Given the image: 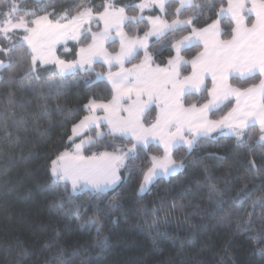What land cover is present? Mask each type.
<instances>
[{
  "label": "trees",
  "instance_id": "trees-1",
  "mask_svg": "<svg viewBox=\"0 0 264 264\" xmlns=\"http://www.w3.org/2000/svg\"><path fill=\"white\" fill-rule=\"evenodd\" d=\"M140 1L110 0L117 7H125L129 16L141 14L134 7ZM18 2L22 12L40 9L38 15L51 13L50 19L55 21L65 13L70 19L81 7L102 12L105 0ZM198 2L205 7L194 26L201 28L217 19L226 0ZM11 3L12 0H0V24ZM178 5L179 0H173L167 6V15L157 7L142 15L171 21L176 18ZM190 11L186 8L179 18L184 19ZM220 26L224 32L221 38L230 39L234 26L230 17L224 16ZM147 30L146 20L125 26L130 36H142ZM190 32L191 27L169 32L163 47L161 40L151 39L148 52L153 63L167 64L175 54L171 48L173 37L180 39ZM23 35L22 30H16L11 41L0 39L2 47L17 45L11 67L0 69V264H264V211L254 205V201L264 198V142L259 140L256 125L245 130L243 145L231 134L214 132L199 137L191 148L176 147L173 156L182 163V169L158 177L142 193L140 184L151 157L162 154L155 142L138 145L137 158L126 161L119 182L105 192L82 188L73 193L64 181L50 187L54 180L52 161L61 152L72 150L75 140L94 133L91 128L69 140L72 126L87 113L84 105L92 99L112 98L108 81L96 77V73L109 69L97 62L91 72L77 71L75 76H68L67 87L59 96L49 95L47 89L40 93L21 88L19 80L31 61L27 45L19 47ZM87 43L82 40L60 44L57 53L63 59L74 60L78 47ZM201 49V45L193 46L181 55L190 61ZM141 57L139 52L128 64ZM0 59L7 63L9 57L0 52ZM38 70L43 84L51 78L55 66L38 64ZM189 73L187 64L181 76ZM260 78L259 74L243 80L233 76L229 82L244 89ZM10 80L16 83L10 84ZM86 80L89 83L85 84ZM206 84L200 93L185 96L184 104L205 102L210 79ZM10 91L15 104L9 103ZM230 108L227 101L211 111L210 117L219 118ZM69 115L72 118L66 119ZM154 117L152 106L144 121L149 125ZM126 145H132L130 138L110 135L105 129L103 137L87 144L84 152L91 155ZM117 202L118 206L113 207ZM61 204L63 211L58 207ZM69 209L78 212L79 219L74 214L65 215Z\"/></svg>",
  "mask_w": 264,
  "mask_h": 264
},
{
  "label": "snow or ice",
  "instance_id": "snow-or-ice-1",
  "mask_svg": "<svg viewBox=\"0 0 264 264\" xmlns=\"http://www.w3.org/2000/svg\"><path fill=\"white\" fill-rule=\"evenodd\" d=\"M173 0H150L136 4L140 15L129 16L125 7H116L114 2L105 0L103 11L94 13L92 8L81 7L69 19L65 13L57 20L50 19L51 13L38 15L37 10H21L18 0H12L10 10L5 14L6 19L0 24V39L11 41L16 30H22L19 47L27 45L31 61L28 70L19 80V86L32 92L59 96L67 87L68 76H75L77 71L91 72L94 65L103 60L108 66L107 73H96L98 80L107 78L112 88V98L107 102L90 100L84 108L88 110L78 124L73 126V135H78V130L91 129L107 125L108 134L128 137L132 147L126 152L117 150L113 153L103 152L99 156H84L83 148L86 143H92L93 138L81 140L75 144L74 151L61 152L52 161V175L54 187L61 181H71L72 191L91 187L96 192H105L113 188L120 180L118 171L125 167L126 160L137 158V146L147 144L150 138H159L164 147L163 157H152V167L144 174L140 185V192L146 190L154 178L160 175H170L182 165H178L171 157V151L181 142L189 148L200 136H209L218 128L226 127L231 135L236 137L239 144L243 145L245 129L250 125H260V141L264 142V79L259 85L249 88H234L228 84L229 78L238 76L240 79L253 78L257 72L264 77V0H227V7L221 6L217 12V20L204 28L194 26L196 17L202 14L205 5L198 0H179L176 7V18L169 22L162 16H149L145 18L142 13L146 8L158 7L167 15V6ZM249 2L251 6L249 7ZM128 7H133L129 5ZM190 9L184 19L179 17L185 9ZM22 13V14H21ZM224 16H229L232 24L230 39H221L224 32L221 30L220 21ZM249 26L248 20L253 17ZM28 17H33L28 19ZM147 21L148 30L143 37L129 36L125 26L128 23L139 24ZM97 21L103 23V29L93 31L91 24ZM88 25L85 28V25ZM191 27V33L180 39H174L171 48L176 55L171 57L167 66L152 67L153 57L148 53L149 38L155 37L167 43L169 32H180ZM116 36L113 37L112 33ZM86 47H81L77 53L78 59L72 62L61 60L53 54L55 45L61 40H88ZM119 38L120 50L115 55L108 53L105 44L115 42ZM203 45V51L198 53L191 61L185 60L182 51L193 46ZM16 44L11 47L0 46V52L9 57L7 63L0 60V69L11 67L12 54L15 53ZM144 50V59L131 68L125 65L135 59L139 51ZM23 62V57L21 58ZM38 64L55 65L51 78L40 84L42 77L39 75ZM191 64V75L181 79L184 66ZM117 68L116 71H112ZM210 76L212 88L207 89L210 99L202 107L192 104L184 106L183 99L194 91L201 92L207 88L206 79ZM16 83L10 80V84ZM85 84L89 81H84ZM14 93L9 92V103L15 104L12 99ZM235 96L236 107L232 109L221 121H211L207 114L227 100ZM155 105L157 111L154 123L145 126L143 117ZM97 110H102L104 115H97ZM71 115L66 119H71ZM187 129L191 139H186L184 131ZM174 130V131H173ZM105 133L97 131L96 137L101 138ZM72 140V137H69ZM83 182V183H81ZM244 197L242 196V199ZM264 211V198L254 201ZM114 204L113 207H117ZM63 211V204L58 206ZM76 215L71 209L65 215ZM251 213L249 214L251 223ZM94 223V222H93ZM103 240L99 242L102 246ZM264 253V249H261Z\"/></svg>",
  "mask_w": 264,
  "mask_h": 264
},
{
  "label": "rangeland",
  "instance_id": "rangeland-1",
  "mask_svg": "<svg viewBox=\"0 0 264 264\" xmlns=\"http://www.w3.org/2000/svg\"><path fill=\"white\" fill-rule=\"evenodd\" d=\"M145 2H150V0H145ZM139 3H141V1L139 2ZM138 3V4H139ZM224 7H227V0H226V3L223 5ZM249 7L251 6V4H250V2H249V5H248ZM117 7V6H116ZM119 7H121V6H119ZM118 7V8H119ZM158 8V7H157ZM221 8V7H220ZM220 8H219V10H220ZM148 9H151V8H146V9H144V11L145 10H148ZM159 9V8H158ZM215 20H217V19H215ZM214 21V20H213ZM88 27V25L86 24L85 25V28H87ZM91 27H92V30L93 31H100V30H102L103 29V23L101 22L100 24H99V28H97V21H95L94 22V24H91ZM202 28V27H201ZM125 30V29H124ZM191 33V32H190ZM189 33V34H190ZM189 34H187V35H189ZM144 35V34H143ZM143 35L142 36H140V37H143ZM112 36L113 37H115L116 36V33L115 32H113L112 33ZM130 36V35H129ZM186 36V35H185ZM153 38H155V37H150L149 38V42H150V40L151 39H153ZM182 38V37H181ZM90 40H91V37L89 36L88 37V43L90 42ZM70 41H75V40H72V39H68V40H61L60 42H58L56 45H55V48H54V50H53V54L55 55V57H57V58H59V59H61V60H64V61H66V62H72V61H75V60H77L78 59V56H77V53L79 52V49L81 48V47H86L87 46V44H85V45H80L79 47H78V49H77V52H76V58L74 59V60H66V59H63V58H61L59 55H58V53H57V46L58 45H60V44H64V43H67V42H70ZM201 47H202V49H201V51L200 52H202L204 49H203V45L201 44ZM105 48H106V50H107V52L108 53H111V54H113V55H115L116 53H118L119 52V50H120V43H119V38L117 37L116 39H115V42L113 43L112 41H109L108 43H106L105 44ZM65 51L66 52H68V49H65ZM139 52H142V57H141V59L138 61V62H135V63H132V64H126L125 66L127 67V68H131L132 67V65L133 64H139L143 59H144V50L143 49H141ZM199 52V53H200ZM149 53V52H148ZM150 54V53H149ZM151 55V54H150ZM176 55V52H175V54L173 55V56H175ZM152 56V55H151ZM196 56V55H195ZM0 60H2V59H0ZM2 61H4V60H2ZM189 61V60H188ZM191 61V60H190ZM5 62V61H4ZM99 63H101V64H103V60L101 59V60H99L98 61ZM6 63V62H5ZM103 65H105V66H107L106 64H103ZM157 65H159V64H154V63H152V67L153 68H155ZM55 66V65H54ZM160 67H165V66H167V64H165V65H159ZM108 67V66H107ZM117 70V69H116ZM116 70H112V71H116ZM108 71V70H107ZM107 71H105V72H102V73H107ZM191 72H192V68H191V64H190V73L188 74V75H191ZM258 74H259V72H257ZM188 75H186V76H188ZM260 75V74H259ZM185 76H181V79H183ZM238 77V76H237ZM105 80H107V78L105 77L104 78ZM207 79H210V82H211V85H210V88H212V80H211V77L210 76H208L207 77ZM206 79V80H207ZM230 79V78H229ZM261 79H264V77H261L260 78V80L256 83V84H254V85H259L260 84V81H261ZM228 84H230V82H229V80H228ZM232 87H234V88H238V87H236V86H234V85H232V84H230ZM251 86H253V85H251ZM251 86H249V87H251ZM249 87H247V88H249ZM209 88V89H210ZM244 89H246V88H244ZM193 93H200V92H193ZM210 99V97L205 101V102H203V103H201V104H199V105H197L196 104V106L197 107H202L204 104H206L207 102H208V100ZM93 100V99H92ZM111 100V99H110ZM97 102H107V101H109V100H107V101H104V100H96ZM227 101H230V103H231V108L228 110V112L225 114V115H223V116H221V117H219V118H211L210 117V112L207 114V117H208V119L209 120H211V121H221L225 116H227L228 115V113L229 112H231L232 111V109L233 108H235L236 107V104H237V100H236V97L235 96H231V97H229L227 100H225L221 105H223L225 102H227ZM184 103V102H183ZM192 105V104H191ZM220 105V106H221ZM184 106L185 107H188V106H190V105H185L184 104ZM219 106V107H220ZM153 107H154V109H155V119H156V114H157V109H156V107H155V105H153ZM215 110V109H214ZM89 113H88V110H87V113L85 114V115H88ZM84 115V116H85ZM97 115H99V116H103L104 115V113H103V111L102 110H97ZM83 116V117H84ZM83 117L81 118V119H83ZM145 117V116H144ZM144 117H143V120H144ZM80 119V120H81ZM155 119H154V121L152 122V123H154L155 122ZM80 120H78L75 124H78L79 123V121ZM74 124V125H75ZM73 125V126H74ZM254 125H256L257 127H258V129L260 130V125L258 124V123H256V124H254ZM73 126H72V129H71V134H70V137H72V140H74L75 138H77V137H80V136H82L86 131H88L89 129H87V128H85V129H83V130H78L79 131V134L78 135H73ZM103 126H104V128L108 131V128H107V125L106 124H103V122H102V127H100L99 129L98 128H96V126L95 125H93L92 126V128H94L95 130H94V133L93 134H88V135H83L80 139H78V140H75V142H74V145H73V149L72 150H66V151H68V152H73L74 151V146H75V144H78V143H80L81 142V140H85V141H87V139L89 138V137H92L93 138V140L95 139V138H97L96 137V132L97 131H100V132H103V133H105V129L103 128ZM145 126L147 127V126H149L148 124H146L145 123ZM247 129V128H246ZM245 129V130H246ZM174 131V130H173ZM214 132H218V133H225V134H230V132H229V129L228 128H226V127H221V128H218L216 131H214ZM214 132H212V133H214ZM211 133V134H212ZM210 134V135H211ZM119 136H121V135H119ZM184 136H185V138L186 139H191V136H192V134L187 130V129H185V131H184ZM260 136H261V131H260ZM260 136H259V140H260ZM122 137H124V136H122ZM201 137V136H200ZM125 138H128V137H125ZM199 138V137H198ZM197 138V139H198ZM196 139V140H197ZM195 140V141H196ZM150 142H155L156 144H158L160 147H161V149H162V154L161 155H153V156H156V157H163L164 156V147H163V145L161 144V142H160V140H159V138H155V139H153V138H150L149 140H148V142H147V144H149ZM87 144H89V143H86L85 145H87ZM146 144V145H147ZM194 144V143H193ZM84 145V146H85ZM140 145H142V146H146L145 144H140ZM185 146V147H187V148H189L188 147V145H186V144H184L183 142H181L178 146ZM177 146V147H178ZM193 146V145H192ZM191 146V147H192ZM130 147H132V145H126V146H124V147H121V148H119L118 150L119 151H121V152H126ZM176 148V147H175ZM174 148V149H175ZM174 149H172V151H171V157H172V159L173 160H175V158H174V156H173V150ZM117 150H115V151H108V150H103V151H101V152H99V153H93V154H95L96 156H99L100 155V153H103V152H108V153H113V152H116ZM64 152V151H63ZM93 154H91V155H87V154H85V152H84V148H83V155L84 156H92ZM152 156V157H153ZM152 157H151V165L148 167V169L149 168H151L152 167V163H153V161H152ZM127 161V160H126ZM126 161H125V163H126ZM176 161V160H175ZM176 163L178 164V165H182V163L181 162H179V161H176ZM182 167H183V165H182ZM182 167H180V168H178L175 172H172L171 174H174V173H176V172H178L179 170H181L182 169ZM123 168V167H122ZM122 168H120L119 169V171H118V175L120 176V179H121V169ZM147 169V170H148ZM147 170L145 171V172H147ZM145 174V173H144ZM170 174V175H171ZM161 176H163V177H167V176H169V175H167V176H164V175H160V176H158V177H161ZM158 177H156V178H154V180L150 183V184H148V185H146V190H148L149 189V187L151 186V184L158 178ZM143 179H144V176H143ZM143 179H142V181H141V183L143 182ZM119 182V181H118ZM117 182V183H118ZM68 183H69V185H70V189H71V191H72V183H71V181H68ZM81 183H83V182H81ZM141 185V184H140ZM85 188H88V189H91V187H85ZM92 190V189H91ZM140 190V189H139ZM145 190V191H146ZM144 191V192H145Z\"/></svg>",
  "mask_w": 264,
  "mask_h": 264
},
{
  "label": "crops",
  "instance_id": "crops-1",
  "mask_svg": "<svg viewBox=\"0 0 264 264\" xmlns=\"http://www.w3.org/2000/svg\"><path fill=\"white\" fill-rule=\"evenodd\" d=\"M252 19H254V16L251 17V20H252ZM169 22H171V21H169ZM212 22H213V21H212ZM212 22H210L209 24H211ZM248 23H249V26H250L251 22L248 21ZM209 24H208V25H209ZM204 27H207V25L204 26ZM204 27H202V28H204ZM220 27H221V26H220ZM221 39H222V38H221ZM75 41H76V40H75ZM64 44H65V43H64ZM196 56H197V55H196ZM196 56H194V57H196ZM194 57H193V58H194ZM193 58H192V59H193ZM192 59H191V60H192ZM256 74H258V73H256ZM236 77H237V76H236ZM260 77H261V76H260ZM85 146H86V145H85ZM85 146H84V147H85ZM67 183H68V181H67Z\"/></svg>",
  "mask_w": 264,
  "mask_h": 264
}]
</instances>
